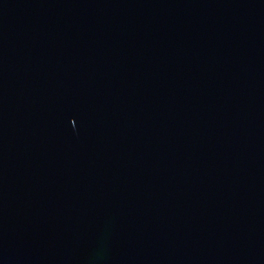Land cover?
<instances>
[{"label": "water", "instance_id": "1", "mask_svg": "<svg viewBox=\"0 0 264 264\" xmlns=\"http://www.w3.org/2000/svg\"><path fill=\"white\" fill-rule=\"evenodd\" d=\"M0 264H264V0H0Z\"/></svg>", "mask_w": 264, "mask_h": 264}]
</instances>
